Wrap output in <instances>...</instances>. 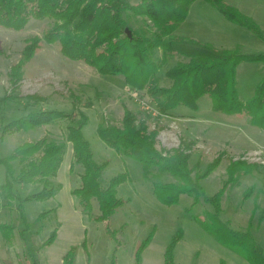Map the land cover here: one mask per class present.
Instances as JSON below:
<instances>
[{
    "label": "rangeland",
    "instance_id": "obj_1",
    "mask_svg": "<svg viewBox=\"0 0 264 264\" xmlns=\"http://www.w3.org/2000/svg\"><path fill=\"white\" fill-rule=\"evenodd\" d=\"M141 0H129L136 4ZM242 12L253 17L264 30V0H227ZM126 16V13H125ZM53 20L32 18L21 30L0 26V132L1 128L28 112L41 108H56L73 114L88 115L84 134L92 145L97 163L106 162L102 182L127 172L129 178L118 188V196L125 200L109 221H98L82 212L73 190L81 184L82 167L70 169L72 144L69 143L55 184L61 190L47 200L27 199L40 185L22 183L15 179L21 167L14 161V175L8 178L6 167L0 164V186L11 180L13 196L0 189V264H138L137 252L142 242L152 234L141 253V264H165V251L174 237L177 264H250L242 255L219 243L197 220L212 205L188 194H182L178 203L167 205L156 196L153 182H178L168 173L152 170V180L144 175L142 162L117 151L99 136L101 123L120 122L125 106L145 120L150 128H160L159 147H178L181 141L191 143L190 165L205 170L208 164L221 157L218 167L203 179L207 194L213 195L223 186L231 160L246 159L258 168L240 176V183L229 186L222 199L221 219L234 228L252 232L264 251V129L252 125L247 116L227 114L212 108L209 95L202 96L199 108L194 110L178 105L174 114L159 112L157 98L148 89L135 90L126 83L124 75L102 74L91 65L66 57L60 43L43 41V47L24 69V79L13 88L10 70L20 58L29 38L51 28ZM178 33L217 46H239L245 54H264V41L249 28L230 22L222 12L205 0H196ZM180 56L169 59L157 73L154 84L169 86L167 70ZM264 77L262 62H242L238 66L237 90L242 100L255 95ZM32 95V96H31ZM9 96L8 100H2ZM70 122L43 125L29 131L7 133L0 143V153L8 156L16 147L35 141L48 134L64 138ZM250 193L245 197V192ZM93 213L99 214V202L92 200ZM50 210L44 217L42 213ZM260 217H263L260 219ZM5 224L6 229L1 226ZM117 230L108 232L107 227ZM56 239L46 244L54 229ZM181 232V234H180ZM5 235V236H4ZM76 246V258L65 262L66 253Z\"/></svg>",
    "mask_w": 264,
    "mask_h": 264
},
{
    "label": "trees",
    "instance_id": "obj_2",
    "mask_svg": "<svg viewBox=\"0 0 264 264\" xmlns=\"http://www.w3.org/2000/svg\"><path fill=\"white\" fill-rule=\"evenodd\" d=\"M195 1L141 0L132 4L129 0H0V26L21 30L32 18L54 21L43 36L35 35L27 40L20 60L10 70L13 88H17L24 79L25 66L43 47V41H58L66 57L82 60L102 74L124 75L127 85L135 90L148 89L157 98L158 109L162 114L170 113L178 105L197 110L199 99L209 95L214 110L247 116L252 125L264 129V77L255 95L248 100H242L237 90L239 64L262 62L264 65V54H245L239 46H217L179 34L177 30L187 19ZM205 1L222 12L227 20L249 28L264 41V30L253 17L227 0ZM127 28L131 31V37ZM174 56L183 59L166 72L171 84H154L157 73ZM8 99L9 96L2 98L5 101ZM66 119L70 123L63 139L46 134L35 141L25 142L8 156L0 153V164L5 165L9 178L14 175V161H19L21 167L15 179L41 186L27 199L47 200L62 188V184H55L53 178L58 175L67 146L71 143L70 169L73 170L75 166L83 169L81 184L73 190L82 212L92 219L109 221L125 203L118 196V188L129 176L127 172H122L107 184L102 182L107 163H97L94 159L91 142L83 131L89 120L87 114L80 112L79 119H74L71 112L56 108L30 111L25 117L13 119L1 128L0 143L7 133L29 131ZM98 133L109 146L142 162L147 180H152L153 169L171 174L178 180L153 182L155 194L162 203H178L182 194H188L195 203L202 200L212 205V211H206L204 217H196L200 224L219 243L242 255L250 264H264L263 247L252 232V225L249 224L247 229H238L220 217L222 199L228 187L239 184L241 173L254 172L258 164L246 159L231 160L223 186L215 194L209 195L202 181L218 167L221 157L211 161L205 170H198L194 174L198 165H190L191 143L183 140L178 147H159L160 128H150L145 120L139 121L137 113L126 106L120 122L101 123ZM0 189L7 196L15 195L11 180L0 186ZM249 195L246 191L245 197ZM93 199L99 202V214L93 213ZM48 212L51 211L42 213L41 217ZM1 228L5 230L6 225L3 224ZM107 229L112 235L117 232L109 226ZM57 232L58 228L52 231L46 244L56 239ZM179 236L174 237L168 245L165 264H177L174 251ZM151 237L152 234L139 247L138 264H141V253ZM64 258L65 262L72 263L76 258V246Z\"/></svg>",
    "mask_w": 264,
    "mask_h": 264
},
{
    "label": "water",
    "instance_id": "obj_3",
    "mask_svg": "<svg viewBox=\"0 0 264 264\" xmlns=\"http://www.w3.org/2000/svg\"><path fill=\"white\" fill-rule=\"evenodd\" d=\"M126 30H127L128 34H129V36L131 37V31L129 30V28H127Z\"/></svg>",
    "mask_w": 264,
    "mask_h": 264
},
{
    "label": "crops",
    "instance_id": "obj_4",
    "mask_svg": "<svg viewBox=\"0 0 264 264\" xmlns=\"http://www.w3.org/2000/svg\"><path fill=\"white\" fill-rule=\"evenodd\" d=\"M170 114H174L173 111H170Z\"/></svg>",
    "mask_w": 264,
    "mask_h": 264
}]
</instances>
